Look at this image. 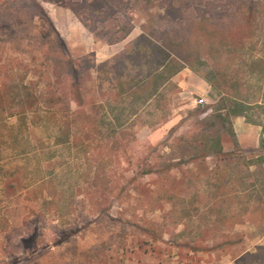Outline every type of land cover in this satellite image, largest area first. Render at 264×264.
<instances>
[{
	"label": "rangeland",
	"instance_id": "rangeland-1",
	"mask_svg": "<svg viewBox=\"0 0 264 264\" xmlns=\"http://www.w3.org/2000/svg\"><path fill=\"white\" fill-rule=\"evenodd\" d=\"M73 1L78 12L0 0V81L13 87L0 111V264H264V163L249 164L264 156L263 127L218 118L235 99L264 103V0ZM154 72L173 77L151 100L145 87L119 94ZM49 77L88 152L53 123L10 117L29 95L46 110ZM41 178L72 215L20 198Z\"/></svg>",
	"mask_w": 264,
	"mask_h": 264
},
{
	"label": "trees",
	"instance_id": "trees-1",
	"mask_svg": "<svg viewBox=\"0 0 264 264\" xmlns=\"http://www.w3.org/2000/svg\"><path fill=\"white\" fill-rule=\"evenodd\" d=\"M68 1L69 4L65 6L72 9L74 12H78V10L74 8V4L77 5L79 4V2H75L73 0ZM95 1L97 2L99 0ZM100 2L103 3V1ZM100 10H102V7H100ZM98 19L104 20V18L101 19V17H98ZM172 77L173 75L171 74L167 76L163 72H154L147 76L146 79L142 82L134 85H129L128 89H125V87H123V84L119 83V94L121 96H133L137 93V90L142 87H145L147 93L145 101H149L156 95L159 89L163 87ZM46 86L48 91L50 92L49 97L46 99V110L43 111L39 107L40 97H37L36 95H29L24 100V107L21 109V111L11 113L10 117H18L19 121L22 122L25 126H27L28 121L31 125L34 126L41 123H53L54 125L58 126L59 131L61 132V136L59 137L60 141H62L63 143H69L73 140L75 146L81 144L83 145L86 152H88L91 147V142L87 143L83 136L81 137L77 135V133H75L74 131L77 127L78 117L75 116L74 113H72V106L70 102L71 100L66 99L63 96L64 94H60L58 93V91L54 90L50 77L48 78V83ZM71 89L75 92V89L73 87ZM11 90L13 91V87L10 84H8L6 81H0V111H5L9 106V98L7 95V91L9 92ZM74 100L76 102H79L77 101V98ZM253 109H258L259 115L262 118L261 122H255L251 117L250 112ZM219 110L221 113H219L218 118H220L223 123H230L232 117H245L248 123L262 126L263 129L260 138V149L262 151L264 150V103L251 105L247 104L242 100L235 99L231 101L230 105L224 106ZM124 115L125 109L121 110V114L114 115L117 130L120 132H123V127L126 125ZM91 126L92 125H89L90 130H88V133L97 131ZM22 132L23 127H20V130L15 134H11L10 137L12 139H15L17 142H20V134ZM5 143V138L0 133V153ZM235 146L239 147L237 141ZM212 149L214 150V154L216 155H221L224 153L223 145L219 137L214 139ZM112 150H115V147L112 146ZM257 163H264V156H259L255 161L252 160L249 162L250 165H255ZM107 166L108 164L103 161L95 166V187L98 188L100 186L99 182L101 180V182L104 181L106 184H108L107 177L102 175V172L107 168ZM21 197L23 198V201L25 203H39L41 205V208L44 209L47 213H57L58 217L62 219H65L67 216L72 215L75 211L73 203L71 201H68L64 191L58 189L54 178H41L39 181V185L36 189L27 190L25 196L23 197V195H20V198Z\"/></svg>",
	"mask_w": 264,
	"mask_h": 264
},
{
	"label": "crops",
	"instance_id": "crops-1",
	"mask_svg": "<svg viewBox=\"0 0 264 264\" xmlns=\"http://www.w3.org/2000/svg\"><path fill=\"white\" fill-rule=\"evenodd\" d=\"M243 129L246 130V131L249 130L248 127H246V125H244V128H243ZM261 133H262V132H261ZM260 138H261V136H260ZM238 140H239V141H237V142H238L239 145H240V144H243L244 141L241 140V137L238 136Z\"/></svg>",
	"mask_w": 264,
	"mask_h": 264
},
{
	"label": "built area",
	"instance_id": "built-area-1",
	"mask_svg": "<svg viewBox=\"0 0 264 264\" xmlns=\"http://www.w3.org/2000/svg\"><path fill=\"white\" fill-rule=\"evenodd\" d=\"M199 102H200V103H203V102H204V100H203V99H201Z\"/></svg>",
	"mask_w": 264,
	"mask_h": 264
}]
</instances>
